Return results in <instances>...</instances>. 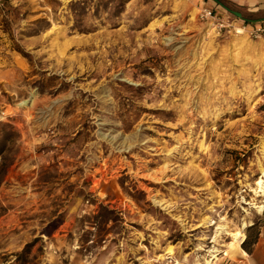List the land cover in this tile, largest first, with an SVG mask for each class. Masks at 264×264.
<instances>
[{
  "label": "rangeland",
  "instance_id": "rangeland-1",
  "mask_svg": "<svg viewBox=\"0 0 264 264\" xmlns=\"http://www.w3.org/2000/svg\"><path fill=\"white\" fill-rule=\"evenodd\" d=\"M202 6L0 7V264H245L264 38L212 34Z\"/></svg>",
  "mask_w": 264,
  "mask_h": 264
},
{
  "label": "crops",
  "instance_id": "crops-1",
  "mask_svg": "<svg viewBox=\"0 0 264 264\" xmlns=\"http://www.w3.org/2000/svg\"><path fill=\"white\" fill-rule=\"evenodd\" d=\"M23 0H0L3 8L9 3L20 4ZM221 13L234 15L245 22L264 20V0H210ZM245 264H264V223L260 227L259 236Z\"/></svg>",
  "mask_w": 264,
  "mask_h": 264
},
{
  "label": "built area",
  "instance_id": "built-area-1",
  "mask_svg": "<svg viewBox=\"0 0 264 264\" xmlns=\"http://www.w3.org/2000/svg\"><path fill=\"white\" fill-rule=\"evenodd\" d=\"M197 18L216 36H246L248 39L264 38V20L245 22L234 15L218 12L209 6H202Z\"/></svg>",
  "mask_w": 264,
  "mask_h": 264
},
{
  "label": "bare ground",
  "instance_id": "bare-ground-1",
  "mask_svg": "<svg viewBox=\"0 0 264 264\" xmlns=\"http://www.w3.org/2000/svg\"><path fill=\"white\" fill-rule=\"evenodd\" d=\"M263 153H264V151H263ZM261 172H262V175L264 176V170H263L262 167H261ZM257 184L261 188L262 180H259L257 182ZM257 208L261 211L262 208H263V206L262 205H259V206H257ZM219 229L220 230H225L224 227H219ZM228 234H230L234 239H237L238 237H241L243 235L241 230L240 231H236V232H231V233H228Z\"/></svg>",
  "mask_w": 264,
  "mask_h": 264
}]
</instances>
